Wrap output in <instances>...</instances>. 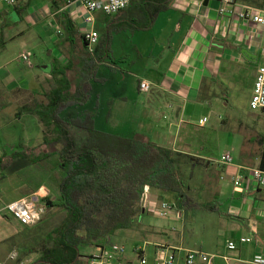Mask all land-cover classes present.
I'll list each match as a JSON object with an SVG mask.
<instances>
[{
    "label": "crops",
    "instance_id": "1",
    "mask_svg": "<svg viewBox=\"0 0 264 264\" xmlns=\"http://www.w3.org/2000/svg\"><path fill=\"white\" fill-rule=\"evenodd\" d=\"M159 1L131 0L116 14L93 12V21L88 22L87 10L77 0H17L13 7L20 15L21 24L9 29L11 24L1 23L3 48L9 40L31 35L29 40L36 44L31 48L25 46L24 51L40 61H31L20 68L0 58V92L6 94L2 106L11 104L13 93L24 94L26 102L15 110V115L23 113L29 123L24 129L40 132L42 141L30 145L32 136L26 135L27 144L15 151L12 148L17 146L8 143L10 135L2 134L5 139L0 140V147L12 149L11 154L30 149L35 156L43 155L44 147L50 148L49 143L52 145L54 140L44 136L43 125L53 126L55 138L59 128L52 120L45 121L39 107L49 106L66 88L64 92H74L87 57L95 58L96 76L100 81L90 83L91 98L79 109L98 106L97 129L138 141H152L185 154L188 153L182 146L206 142V136L200 132L217 129L224 114L216 117L211 114L230 107L231 92L248 89V98L251 97L257 68L264 61V24L250 17L243 18L239 13L264 16V0H231L226 4L221 0ZM222 6L225 9L220 11ZM68 23L72 27L69 31L64 27ZM91 29L98 33L96 44H89L85 37ZM21 44L25 45L22 41ZM54 65L58 66L56 71ZM142 80L150 84L146 92L139 88ZM78 112L71 107L63 116L75 117L80 115ZM203 118L206 121L199 124ZM139 122L147 123L152 134L141 131L140 127H128L130 131L124 133L121 130L125 126L121 130L118 126ZM110 123L117 124L115 132L107 129ZM201 151V155L206 152L203 148ZM224 151L229 150L221 148L216 151V157ZM259 162L260 158L252 164L237 156L231 164H216L219 182L213 201L217 210L207 211L220 215L218 222L223 223L217 224L212 255L203 252L216 260L197 259L195 264H250L256 252H264V188L250 177L239 190L232 182L239 164L259 167ZM22 181L17 189L24 185L26 190L0 200L1 213L12 200L34 193L41 200L49 194L43 182L37 187L29 180ZM147 188L149 200L148 194L153 188ZM148 200L142 212L156 211L158 203L154 199L148 203ZM138 231L156 233L159 229L142 225ZM247 237L251 240L243 242L242 238ZM228 241H234L236 248L228 249ZM157 245L165 252L175 253V264H184L183 257L188 251H199L185 247L178 238Z\"/></svg>",
    "mask_w": 264,
    "mask_h": 264
},
{
    "label": "trees",
    "instance_id": "2",
    "mask_svg": "<svg viewBox=\"0 0 264 264\" xmlns=\"http://www.w3.org/2000/svg\"><path fill=\"white\" fill-rule=\"evenodd\" d=\"M64 27L67 31L72 29L69 23ZM4 45L1 39L0 51ZM94 59L85 58V68L73 93L64 92L68 90L66 88L51 100L49 106L39 107L45 121L52 120L59 128L62 146L57 149V143L53 142V150L41 156L24 149L5 160H2L4 155L0 157L1 166L7 162L3 170L12 166L21 179L36 183L37 187L44 183L48 174L52 185H48L49 194L42 197L40 203L66 211L64 221L54 231L59 242L50 243L52 245L30 264H82L80 245L105 246L117 230L136 226L143 209L141 197L145 186L171 191L186 205L191 200L179 169L187 158L190 161L194 158L152 141L143 142L101 131L95 126L98 106L93 105L90 110L79 109L91 98L90 83L100 81ZM71 107L80 110V115L64 117L63 113ZM260 140L264 142V135ZM54 155L57 156L55 166L51 164ZM1 166L0 181L5 177ZM28 166L39 171L36 181L26 177L23 169ZM259 167L264 169V150ZM190 202L206 210H217L213 202Z\"/></svg>",
    "mask_w": 264,
    "mask_h": 264
},
{
    "label": "rangeland",
    "instance_id": "3",
    "mask_svg": "<svg viewBox=\"0 0 264 264\" xmlns=\"http://www.w3.org/2000/svg\"><path fill=\"white\" fill-rule=\"evenodd\" d=\"M0 13L2 14L0 25L2 22L9 23L11 24L9 29H12L21 24L19 22L20 15L12 4L1 1ZM29 37L31 35L24 36L19 40H9L5 48L1 49L0 58H2L3 62H12L15 66L25 68V65L31 61H40L39 58L37 59L34 56H30L28 61H23L21 58L23 53L28 54V52L24 51L26 49L25 46L28 45L27 48H31L32 44H36L34 40H29ZM21 41L25 44L24 46ZM18 55L20 56L18 57ZM57 67V65L53 66L54 71H56ZM3 95L6 94L0 92V140L2 139L3 141L5 139L2 134L5 136L10 135L11 137H7L9 139L8 143L17 146L12 148L15 151H20L21 145L27 144L24 142L26 135L32 136L30 145L41 142L42 136L40 132L36 134L34 129L32 131L24 129L25 125L29 123L23 118V113L19 116L15 115V110L20 107L22 102H26V96L13 93L11 104L2 106ZM230 95V107L221 108L222 112L211 114L213 117L221 113V116L224 114L220 118L217 129H208L200 132L206 136V142H194L196 144L191 147L182 146V149L188 153L189 158H194L193 161L187 158L179 169L188 197L194 203H214L215 201L213 196L219 182V174L216 171L218 169L216 164L213 163L216 158V151L225 147L231 152L233 158L236 159L239 156L240 159H246L253 164L260 158L261 152L264 150V142L260 140V136L264 135V115L248 107V89L237 90L231 92ZM5 100H7V97ZM116 126L117 124L113 123L106 125L109 131H116ZM118 126L120 130L125 126V129L121 130L124 133L130 131L133 127H140L141 131L152 134L151 128L147 123L118 124ZM207 126H209V122ZM98 127H100L99 123ZM43 128L44 136L48 139H53L61 147L63 140L59 135L55 138L56 133H54L53 126L44 124ZM53 146L51 145L50 148L44 147L43 151L46 153L52 150ZM201 148L206 151L203 155L200 154L202 152ZM12 149L0 147V155L4 151L2 160L7 159L11 155ZM56 162L57 156L54 155L51 157V164L55 166ZM6 163L4 162V165H0L2 170ZM239 165L244 166L243 164ZM23 170L26 173V177L28 176L30 180L36 181L34 179H36L39 171H35L31 167ZM3 171L7 177L0 182V200L4 201L13 197L16 192L26 190V188L23 185L22 189H17V184L23 182V179L13 171L12 167ZM43 180L49 190L48 185H52V179L47 174ZM148 196V203L151 199H154L156 203L164 201L173 208L167 216H162L155 210L141 212L136 220L135 227L117 230L106 244L107 246L109 244L117 245L123 249L115 264H155L163 254L162 251L158 250L157 243H168V239L170 241L175 238H178L185 247L193 250H199L207 254L214 252V243L218 233L217 224L223 223V221L218 222L220 215L207 211L200 205L195 204L193 206L194 204L189 200L188 205H186L171 191L153 188ZM37 204L43 207V212L40 220L30 227H24L19 224L8 211L3 210L2 213L0 212V264H30L41 255L46 247L52 245L50 243L54 242V240L59 242L54 231L64 221L66 211L61 208L45 207L40 203V200ZM142 225L158 228L159 231L156 233L151 231L140 232L138 229L141 230ZM79 251L82 255L95 252L94 246L84 247V245L79 246ZM211 260L215 261L216 259L212 256Z\"/></svg>",
    "mask_w": 264,
    "mask_h": 264
},
{
    "label": "built area",
    "instance_id": "4",
    "mask_svg": "<svg viewBox=\"0 0 264 264\" xmlns=\"http://www.w3.org/2000/svg\"><path fill=\"white\" fill-rule=\"evenodd\" d=\"M6 1L9 4H14L17 0H0ZM82 6L87 10L86 20L88 22L93 21V12L101 11L106 15L116 14L123 9H125L131 0H77ZM223 3H229L231 0H221ZM225 8L222 6L220 11ZM241 17H250L254 22L264 24V16L260 14L241 12L239 13ZM86 39L89 44H96L98 40V33L91 29L85 34ZM30 54H22L21 58L23 61H28ZM139 88L141 91H148L150 84L142 80L139 83ZM249 108L253 111H257L264 115V62L262 65L259 64L254 82L252 94L249 99ZM206 118L200 119L199 124H203ZM233 162V156L230 151H224L220 156L213 160L214 164L226 165ZM250 177L258 186L264 188V169L259 167H243L238 166L237 172L232 177L233 186L235 189L239 190L242 183ZM144 187L143 194L141 197V207L144 209L147 205V188ZM39 194L34 193L27 197H20L18 199L12 200L7 203L4 210L8 211L12 218L15 219L19 224L24 227H30L35 225L41 217L43 212V207L38 206ZM173 207L166 202L162 201L155 207L156 211L162 215L167 216L169 211ZM251 239L249 237L242 238L243 242H249ZM162 251V256L158 259L155 264H175L176 255L174 252H165L162 246L158 247ZM227 248L233 250L236 248V243L234 241L227 242ZM94 251L91 254H83L81 257L82 264H115V261L121 256L123 249L117 245H105V246H94ZM209 255L200 251H188L186 257L184 258V264H195L197 259L202 262H209ZM227 259L228 257H224ZM250 264H264V252H256L250 262Z\"/></svg>",
    "mask_w": 264,
    "mask_h": 264
}]
</instances>
